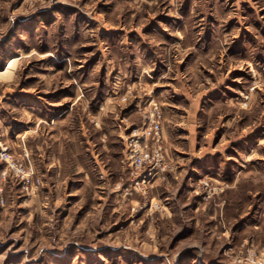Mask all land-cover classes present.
<instances>
[{
	"label": "rangeland",
	"instance_id": "374dc122",
	"mask_svg": "<svg viewBox=\"0 0 264 264\" xmlns=\"http://www.w3.org/2000/svg\"><path fill=\"white\" fill-rule=\"evenodd\" d=\"M8 2L0 70L16 61L0 79V150L35 185L0 159V264H264V0ZM154 24L174 34L145 36L161 50L134 67L146 47L125 33ZM155 105L163 169L142 184L127 145ZM113 126L121 177L87 162L88 141ZM51 127L63 178L47 198Z\"/></svg>",
	"mask_w": 264,
	"mask_h": 264
},
{
	"label": "crops",
	"instance_id": "0c3cea01",
	"mask_svg": "<svg viewBox=\"0 0 264 264\" xmlns=\"http://www.w3.org/2000/svg\"><path fill=\"white\" fill-rule=\"evenodd\" d=\"M9 1L8 4L11 2L13 3L15 0H6ZM169 1V4H171L172 0H167ZM170 13V11H169ZM170 17H166V23L167 25H172L176 22V19H172ZM203 18V17H202ZM209 18V17H207ZM25 26V24H24ZM206 29L204 32V36L205 39L208 38V28H209V23L206 25ZM171 27V26H170ZM15 28V26L13 27ZM122 29V27H121ZM15 30V29H14ZM172 30L174 31V29L172 28ZM172 30L165 31L164 29L159 28L156 24H154L153 26H151L150 29H143L142 28H138L136 27L135 31H133V33H125L126 35H130V36H135L137 39V42L139 40L142 41V43L145 45V49L143 53H136L134 55V58H132L131 64H133L134 67H136V64L139 67H154L153 64L157 61V56H155V54L152 57H148L151 56V54L149 55V53L151 52H156L161 50L160 48H158V46H160L161 43H152L154 41H152L150 44L147 42V35L151 36V37H156V36H170L174 33H170L173 32ZM166 32V33H165ZM134 34V35H133ZM185 34V33H183ZM186 35V34H185ZM146 36V37H145ZM163 38V37H161ZM146 41V42H145ZM132 44L130 43L129 47ZM157 48H155V47ZM126 45V50L129 48ZM148 55H147V54ZM5 68V67H4ZM2 68L0 71H3ZM145 71H148L145 69ZM181 91L184 90V88L180 89ZM179 90V91H180ZM176 92V91H174ZM178 92V91H177ZM176 94V93H175ZM179 96H181L179 94ZM211 98H216L217 97V93H214L212 96H210ZM210 97L205 96L204 99H210ZM51 129H55V133H51L50 131H48V134H50L48 136L49 138V151L47 154V159H40V161L42 160L43 163V178L45 179V183H46V195L47 198L50 197L53 194H56V189L54 191V188L56 187V182L60 179V177L62 176L63 178V171H62V163H61V151L60 152H56L53 150V144L52 142H55L56 144H59L58 141H60V138L62 140L63 134V130L58 131L56 133L57 127H51ZM58 133H60L61 136H58ZM55 134V135H54ZM123 134V130L121 128H116L115 126L111 127V128H106L103 127L102 129H99L98 131H96L95 137L96 135H98V140H89L88 144L91 145V150H93L92 152L89 153L90 157L88 156L87 158V162H90V160H93V163L95 165H99V164H105V167L107 166L106 170H108L112 175H114V177H121L125 174V170H124V166L123 164V158H122V144H121V136ZM53 136H55V139H51ZM42 137V136H41ZM70 142V141H69ZM76 142H78L81 145V141L80 139H76ZM96 142L98 144V146L96 145ZM62 143V142H61ZM97 146V147H95ZM90 149V148H89ZM88 149V150H89ZM98 149V150H97ZM91 153L93 156H91ZM77 163L80 164V157L77 156ZM210 162V160H209ZM198 164H201L202 161H198ZM89 164V163H88ZM100 167V166H99ZM192 172H194V168H191ZM80 170H83V173L87 175V173L91 172V169L89 167H82ZM85 171V172H84ZM191 174V173H190ZM193 174V173H192ZM49 181V183H48ZM78 183V182H77ZM51 186V187H50ZM62 255H57L56 257L60 258Z\"/></svg>",
	"mask_w": 264,
	"mask_h": 264
},
{
	"label": "built area",
	"instance_id": "2783aa9c",
	"mask_svg": "<svg viewBox=\"0 0 264 264\" xmlns=\"http://www.w3.org/2000/svg\"><path fill=\"white\" fill-rule=\"evenodd\" d=\"M161 140L162 118L158 107L155 105L152 113L147 117V121L135 130L127 145L132 168L131 174H135L142 184L156 178L160 170L163 169L161 166L163 162ZM151 141L155 143L153 147ZM0 159L7 163L16 176L20 178L24 190L29 192L35 185L31 172L24 168L21 163L16 162L7 148L0 150Z\"/></svg>",
	"mask_w": 264,
	"mask_h": 264
},
{
	"label": "bare ground",
	"instance_id": "6f19581e",
	"mask_svg": "<svg viewBox=\"0 0 264 264\" xmlns=\"http://www.w3.org/2000/svg\"><path fill=\"white\" fill-rule=\"evenodd\" d=\"M15 60H12L11 62H9L5 68L3 69V71H0V79H6L8 78V75L10 74L12 68H13V65L15 64Z\"/></svg>",
	"mask_w": 264,
	"mask_h": 264
}]
</instances>
